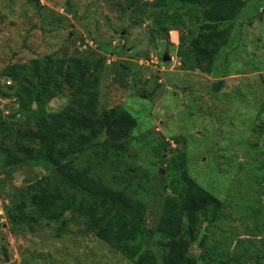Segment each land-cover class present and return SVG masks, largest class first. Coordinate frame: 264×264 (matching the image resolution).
Returning <instances> with one entry per match:
<instances>
[{"label":"rangeland","instance_id":"obj_1","mask_svg":"<svg viewBox=\"0 0 264 264\" xmlns=\"http://www.w3.org/2000/svg\"><path fill=\"white\" fill-rule=\"evenodd\" d=\"M154 1L0 0V146L14 140L15 128L31 126L38 111L58 112L72 98L64 91L40 106L19 100L5 67L46 56L85 59L96 81L86 90H96L97 110L124 108L136 125L125 151L108 158L106 147L90 146L72 153L68 165L91 168L95 178L144 202L136 241L160 259L157 221L175 193L173 156L184 154L188 175L222 202L186 236L197 264H264V0H246L228 23L210 73L195 67L188 46L201 7L171 6L183 25L156 35ZM47 179L72 194L50 164L0 151V264H134L68 211L32 228L13 223L27 187L41 190Z\"/></svg>","mask_w":264,"mask_h":264},{"label":"trees","instance_id":"obj_2","mask_svg":"<svg viewBox=\"0 0 264 264\" xmlns=\"http://www.w3.org/2000/svg\"><path fill=\"white\" fill-rule=\"evenodd\" d=\"M245 3L246 0H155L150 4L158 8L152 17L153 32L167 36L170 30L181 28L184 21L170 10L171 6L201 7L197 33L188 46L195 67L210 73L215 55L230 35L228 23L237 18ZM86 63L76 56L63 60L46 56L9 64L3 71L15 82L14 95L19 100L35 101L40 106L64 91L72 96L70 104L58 112L38 111L31 126L15 128L14 140L0 146V151L15 161L50 164L72 194L63 186L61 191L59 182L50 185L49 179L42 180L41 190L27 187L28 200L20 202L11 220L32 228L41 220L58 221L68 211L84 221L85 231L93 232L134 264H197V258L189 251L191 240L186 236H194L202 216L207 219L208 212L220 210L222 202L188 175L184 154L173 156L170 171L175 177L171 185L175 193L166 198L170 211L162 213L157 221L156 231L163 237L158 239L163 248L160 259L136 241L144 227V202L125 189L95 178L91 168L74 170L68 165L72 153L90 146L106 147L108 158L113 156L112 150L125 151L126 139L136 125V119L124 108L97 110L96 90H86L96 84ZM64 223L58 233L64 231Z\"/></svg>","mask_w":264,"mask_h":264},{"label":"water","instance_id":"obj_3","mask_svg":"<svg viewBox=\"0 0 264 264\" xmlns=\"http://www.w3.org/2000/svg\"><path fill=\"white\" fill-rule=\"evenodd\" d=\"M169 57L167 55L164 56V60H167Z\"/></svg>","mask_w":264,"mask_h":264}]
</instances>
